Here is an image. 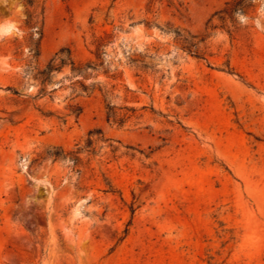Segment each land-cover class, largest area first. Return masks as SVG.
Here are the masks:
<instances>
[{"label": "rangeland", "instance_id": "rangeland-1", "mask_svg": "<svg viewBox=\"0 0 264 264\" xmlns=\"http://www.w3.org/2000/svg\"><path fill=\"white\" fill-rule=\"evenodd\" d=\"M238 1L0 0V264H264V0ZM62 48L98 66L42 96Z\"/></svg>", "mask_w": 264, "mask_h": 264}, {"label": "trees", "instance_id": "trees-1", "mask_svg": "<svg viewBox=\"0 0 264 264\" xmlns=\"http://www.w3.org/2000/svg\"><path fill=\"white\" fill-rule=\"evenodd\" d=\"M31 4V1H30ZM247 0H240L238 1L228 12V14L233 17L234 15L244 12L245 8H247ZM37 15L34 11L29 12L28 14V20L27 24L31 27L33 31V35L36 33H39L40 36H42L43 31L38 26V20ZM38 28V29H36ZM192 47L196 48L195 51L192 50ZM190 52H195L199 57L201 55L200 49L197 47L196 44L190 43ZM33 56L34 58L38 59L39 57V49L38 47L33 50ZM98 58H100V53H97ZM71 67V71L73 74H77L82 76L84 79L88 78V71L89 70H95L98 65H96L93 62H88L87 64L83 65H77L74 56L72 54V51L70 48H62L60 51H58L46 64L44 68H34L36 70V74L34 75V78L36 82L40 86V95L45 96L47 95V85L50 84L53 81V76L56 73L62 72L65 68ZM81 90L85 94H90L94 89L91 88V86L86 85L84 83L80 84ZM17 93V92H15ZM82 112L81 109L77 110V115H80ZM111 116H115L114 112H111V115H109V118ZM93 144V139H90L88 142V147H91ZM118 148L115 147L114 151H116ZM83 149H79L77 152H66L65 150L58 148L55 149V151H49L48 154L50 156L55 157V159H70L73 161L75 165H77L80 161L79 155Z\"/></svg>", "mask_w": 264, "mask_h": 264}]
</instances>
